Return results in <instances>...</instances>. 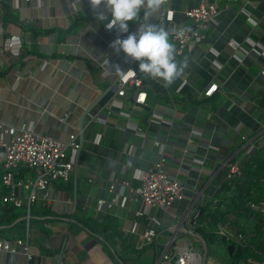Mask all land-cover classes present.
<instances>
[{
    "label": "crops",
    "instance_id": "1",
    "mask_svg": "<svg viewBox=\"0 0 264 264\" xmlns=\"http://www.w3.org/2000/svg\"><path fill=\"white\" fill-rule=\"evenodd\" d=\"M6 1L0 4V124L33 123L38 133L63 141L76 133L81 149L69 152L76 164L69 179L49 188L47 202L35 204L31 258L0 250V264H154L170 231L150 243L143 237L148 226L175 223L171 214L181 216L196 190H204V200L215 201L228 158L264 147V0H216L220 13L205 39L182 54L170 34L176 60H187V66L167 85L138 71V61L112 47L117 36L128 33L97 19V12L109 15L104 4L94 9L90 0H45L44 7L35 0ZM198 1L163 0L147 20V9L141 8L139 18L128 22L129 32L142 22L167 29L169 8L179 14ZM128 70L143 85L128 86L119 96V78ZM212 82L218 89L207 96ZM139 91L147 92L145 104L137 103ZM4 151L0 147V237H24V212L2 202ZM164 153L169 174L185 186L183 200L168 210L151 207L148 214L128 187L120 188L114 208L97 207L111 180L138 184L142 172ZM18 174L36 176L24 167ZM135 209L145 214L135 215ZM108 215L118 219L123 234L117 242L106 237L110 249L76 224L77 219L104 221ZM128 241L136 251L128 252Z\"/></svg>",
    "mask_w": 264,
    "mask_h": 264
},
{
    "label": "built area",
    "instance_id": "2",
    "mask_svg": "<svg viewBox=\"0 0 264 264\" xmlns=\"http://www.w3.org/2000/svg\"><path fill=\"white\" fill-rule=\"evenodd\" d=\"M4 0H0L2 4ZM27 3L33 0H25ZM40 7L45 6V0H35ZM220 13L219 4L216 0H199L193 7H188L182 12V18L178 12L169 8L165 13L167 30L177 44L176 53H184L191 45L197 44L205 39V31L210 23ZM15 35L11 36V40ZM264 75V69L261 70ZM143 80L135 71L128 70L122 74L117 84L119 96H124L128 86L142 87ZM218 89V83L212 82L207 86L205 95L210 96ZM147 92L137 93V103L145 104ZM2 138L0 147L4 148L2 184L7 188L3 194L2 202L7 206L21 209L27 222V233L24 237L3 238L0 237V250L14 253H26L29 258L30 246V221L32 218V207L41 199L47 202L49 188L57 182L66 181L76 168L75 162L69 158L70 150L81 149L78 134L70 135L68 141H63L49 135L38 133L33 123H24L20 126L0 124ZM6 137V138H5ZM242 138L247 141V135ZM160 145V141H156ZM252 149V147H251ZM250 150L241 155H232L226 161L227 172L225 180H234L242 175V164L249 156ZM29 168L36 172V176L21 177L18 172L20 168ZM134 195L136 202H142L147 208L157 206L168 210L177 201L185 198V186L168 172V156L162 154L159 160L142 172L140 181L136 185H129L127 180L118 182L111 180L103 194L96 200L100 210L112 209L119 202L122 193L120 188H128ZM22 191L25 192L22 195ZM107 193V194H106ZM204 190H196L189 206L181 216L174 213L171 216L176 222L170 226L161 225L159 228L151 224L143 233V237L150 243L158 242L159 236L169 230L170 236L164 247H158V257L154 264H207V257L203 250L198 248L197 243L204 239L195 230L198 206L204 203ZM256 208L254 203H250ZM264 211V204L262 206ZM145 211L135 209V215L141 216ZM229 224L219 225L216 229L217 235L227 236L236 241L244 237L241 234L231 235ZM206 243V242H205ZM59 258V257H58ZM258 264H264V261Z\"/></svg>",
    "mask_w": 264,
    "mask_h": 264
},
{
    "label": "trees",
    "instance_id": "3",
    "mask_svg": "<svg viewBox=\"0 0 264 264\" xmlns=\"http://www.w3.org/2000/svg\"><path fill=\"white\" fill-rule=\"evenodd\" d=\"M2 4L5 6L7 1L4 0ZM216 199L213 201L208 198L204 203L199 204L195 230L206 244H213L217 238V227L229 224L236 234L244 237L239 242L227 236L221 237L220 241L226 248L230 259L229 264H258L264 261V211L262 210L264 204V147L256 150L243 162L242 175L239 178L231 181L225 180ZM250 203H254L256 208H252ZM35 210L34 205L32 213H36ZM13 217L14 214L11 215V219ZM76 224L94 234L109 249L112 246L107 241V236L114 242L123 238L118 219L111 215H108L104 221L77 219ZM230 245H234L232 255L229 250ZM143 250H138L137 253L140 254ZM133 251L136 250L128 241V252ZM119 261H123L121 256H119Z\"/></svg>",
    "mask_w": 264,
    "mask_h": 264
},
{
    "label": "clouds",
    "instance_id": "4",
    "mask_svg": "<svg viewBox=\"0 0 264 264\" xmlns=\"http://www.w3.org/2000/svg\"><path fill=\"white\" fill-rule=\"evenodd\" d=\"M95 9L101 4L109 10V15L97 12L98 20H107V28L119 27V31L128 33L117 36L111 42L112 47L122 51L125 56L138 61V71L152 78H160L165 84H171L181 75L187 66V60L177 61L175 45L170 39L169 31L161 24L142 22L135 32H129V21L139 18L141 8L144 19L151 17L163 3V0H90ZM117 71H122L117 67Z\"/></svg>",
    "mask_w": 264,
    "mask_h": 264
},
{
    "label": "rangeland",
    "instance_id": "5",
    "mask_svg": "<svg viewBox=\"0 0 264 264\" xmlns=\"http://www.w3.org/2000/svg\"><path fill=\"white\" fill-rule=\"evenodd\" d=\"M232 231L231 235L236 234L235 231L230 228ZM221 235H217L216 241L213 244H206L205 241L202 243H197L198 248L203 250L207 257V264H229L230 259L228 253L223 243H221Z\"/></svg>",
    "mask_w": 264,
    "mask_h": 264
},
{
    "label": "water",
    "instance_id": "6",
    "mask_svg": "<svg viewBox=\"0 0 264 264\" xmlns=\"http://www.w3.org/2000/svg\"><path fill=\"white\" fill-rule=\"evenodd\" d=\"M233 249H234V245H230L229 246V250H230V254L232 255V253H233Z\"/></svg>",
    "mask_w": 264,
    "mask_h": 264
}]
</instances>
